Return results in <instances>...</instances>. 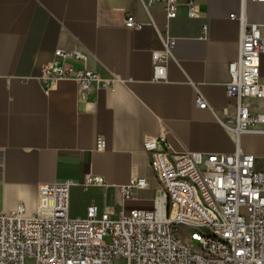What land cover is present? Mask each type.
Listing matches in <instances>:
<instances>
[{
  "label": "crops",
  "instance_id": "1",
  "mask_svg": "<svg viewBox=\"0 0 264 264\" xmlns=\"http://www.w3.org/2000/svg\"><path fill=\"white\" fill-rule=\"evenodd\" d=\"M187 1L168 20L163 5L146 9L141 0H0V213L19 204L32 213L38 184L65 180L73 182L72 216L85 215L92 201L115 213L150 208L158 180L147 139L164 135L176 153L235 150L220 119L226 108L234 112L226 84L239 57L241 24L231 14L240 0H195L194 18ZM127 13L143 27L128 28ZM246 13L264 23V2L247 1ZM151 20L176 40L166 79L154 78L153 51L164 44ZM58 48L85 51L86 62L72 63L117 78L115 89L82 93L75 81L60 80L46 92L39 76ZM260 70L264 79V53ZM199 94L207 107H199ZM251 108L264 112V99H252ZM239 142L262 167L264 132L243 133ZM89 174L103 176L104 185L83 189ZM133 177L149 186L125 200L120 187Z\"/></svg>",
  "mask_w": 264,
  "mask_h": 264
},
{
  "label": "built area",
  "instance_id": "2",
  "mask_svg": "<svg viewBox=\"0 0 264 264\" xmlns=\"http://www.w3.org/2000/svg\"><path fill=\"white\" fill-rule=\"evenodd\" d=\"M146 9L163 5L168 20L177 17L179 0H141ZM232 13L241 24L240 51L230 64L226 84L234 112L220 119L232 132V152L176 153L164 135L147 139L151 168L158 180L150 208L117 213L92 201L83 216H72V181H42L32 213L24 204L0 213V264H264V159L256 166L253 154L240 145L243 133L264 132V112H253L252 99H264L260 60L264 53V23L250 22L246 3ZM264 2V0H250ZM187 15L198 16V4L188 0ZM164 47L153 51L154 78L166 79V64L175 37L163 35ZM125 25L141 29L143 23L127 13ZM207 24L203 25L206 32ZM88 55L79 48H58L42 68L39 79L48 92L60 80L75 81L82 93L93 86L114 90L117 78L102 77L88 67ZM199 107H207L197 96ZM105 140L99 137L97 148ZM100 175H87L83 189L104 185ZM149 186L146 177H133L120 187L125 200ZM106 238H109L107 241Z\"/></svg>",
  "mask_w": 264,
  "mask_h": 264
},
{
  "label": "rangeland",
  "instance_id": "3",
  "mask_svg": "<svg viewBox=\"0 0 264 264\" xmlns=\"http://www.w3.org/2000/svg\"><path fill=\"white\" fill-rule=\"evenodd\" d=\"M107 239V241L109 240V238H106Z\"/></svg>",
  "mask_w": 264,
  "mask_h": 264
}]
</instances>
